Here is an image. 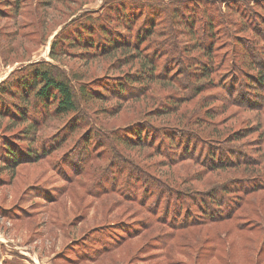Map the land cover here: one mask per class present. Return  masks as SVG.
Listing matches in <instances>:
<instances>
[{
  "label": "rangeland",
  "instance_id": "1",
  "mask_svg": "<svg viewBox=\"0 0 264 264\" xmlns=\"http://www.w3.org/2000/svg\"><path fill=\"white\" fill-rule=\"evenodd\" d=\"M103 1L0 0V86L8 88L10 84L15 95L12 98L0 97V114L4 115L0 117V151L2 143L9 141L20 154L19 159H25L24 155L33 154L35 148L31 147L30 141L37 140L36 154L41 152L39 147L44 142L47 147L43 152L48 153L42 158L39 154L40 157L34 160L20 161L13 172L4 168L0 161V264L10 260L15 250L23 252L26 260L22 264H41L37 257L46 264H264V189L241 195L231 186L232 193L226 198L232 207L237 203L234 215L217 222L208 221L210 215L203 208L206 203L195 204L198 200L194 196L192 199L183 198L182 201L191 199L187 206H174L176 217H173L169 211L176 204L175 197L168 200L166 196L163 201L153 204L151 194L144 193L155 181H164L175 185L174 190L185 189L192 195L196 192L207 194L225 181L232 185L251 170L226 168L206 173L198 164L177 156L174 157L177 160L170 163L167 159L171 158L164 154L166 150L162 141L154 143L150 137L145 140L148 147L122 144L123 134L128 135L130 128L143 123L158 134H161L159 131L168 134L171 129L178 131L184 128L198 130L210 140L227 142L237 139L240 144L254 147L259 135L264 138V116L224 105L217 96L221 89L216 86L219 81L215 79L214 84L203 87L200 93L183 98V89L175 79L177 66L174 60L178 56H161L156 48L159 46L141 45L139 58L131 45L124 50L117 48L101 53L96 46L91 49L82 45L90 39L83 40L82 44L72 39L74 36L87 37L74 32L78 33L83 19L98 18L104 6L106 10L112 8L114 3L109 5ZM200 1L162 0L170 2L179 13L188 11V21L193 19L189 13L192 9L186 4L193 6ZM211 1L218 4L226 20L233 22L232 25L229 23L233 34L237 33L249 41L255 39V30L259 32V46L264 45V27L258 25L260 21H246L249 25H244L249 28L240 31L249 14L245 15L238 5L230 8L236 4L235 0ZM250 1L252 3L253 0ZM113 6V9H118L117 5ZM254 9L258 10L256 14L259 17L264 18V11L257 7ZM135 12L139 17L143 11L135 8ZM120 18L123 20L114 17L110 22H101L102 29L110 25L108 28L112 27L117 36L122 32L126 34L123 27L126 28L129 22ZM177 21L174 18L170 22L169 15L165 13L156 21L154 35L149 40L162 41L166 34L159 31L162 27H169L178 39H184L185 32L178 31L182 28ZM141 22L138 18L126 37H118L119 41L134 43L135 33L143 26ZM197 23H194V30L200 28V23ZM89 32L95 33L91 35L93 38L97 37L96 30ZM65 38L72 43H61ZM234 43L235 40L231 41ZM239 49L237 46L236 51ZM141 52L157 60L160 69L155 78L158 76V79L140 81L137 74L144 56ZM190 55L198 56L200 53L197 50ZM33 65L53 67L73 84L85 85L83 89H88L95 97L91 102L80 105L82 112L89 117L88 122H80L76 114L58 115L49 104L36 108L35 115L28 109L27 123L13 116L16 111L14 105L20 103L17 99L19 94L26 98L25 92L15 84L25 74V68ZM164 66L166 71L169 70L167 76L163 73ZM170 69H175L174 73ZM209 78L213 80L214 76ZM128 79L136 94L129 96L127 91L125 94L129 99L124 101L119 94L111 96L112 92L108 90L113 89V82L124 84ZM192 79L187 78L186 81L185 78L183 82ZM140 82L143 84H138ZM20 104V108H24L25 105ZM30 122L38 130L35 135L31 134ZM88 123L92 124L89 126ZM88 131L90 143L85 144L81 137ZM182 136L185 138L186 135ZM106 145L114 151H108V147L103 149ZM49 146L53 148L51 152L48 151ZM181 147L184 149L183 145ZM81 148L87 150L92 160L83 172L73 178L65 174L66 167L62 164L67 160L74 163L71 152L77 150L76 158ZM109 152L116 157L113 165L107 160ZM201 163L204 164L202 160ZM7 167L11 169L12 166ZM98 168L104 169L103 173L109 177L104 181L98 180L101 183H96L95 187L102 189L95 195L88 192L87 187ZM111 177L115 178L113 182L109 180ZM118 179L120 182H116ZM152 191L154 193V189ZM141 197L146 198V203Z\"/></svg>",
  "mask_w": 264,
  "mask_h": 264
},
{
  "label": "trees",
  "instance_id": "2",
  "mask_svg": "<svg viewBox=\"0 0 264 264\" xmlns=\"http://www.w3.org/2000/svg\"><path fill=\"white\" fill-rule=\"evenodd\" d=\"M104 1L109 5L114 3L113 5H117L118 9H113L114 6L112 5V8L106 10V7L104 6L101 8L102 10H100L98 18L92 19L87 17L83 19L78 26V33L77 31L74 32H76V34H85L87 37L83 36L81 38V36H79L76 38L74 36L72 39L78 40L79 44H82L83 40L86 41L90 39L91 41L89 40L86 44L83 42L82 45L91 49L93 46H96V48H100L99 51H102L101 53L107 52L108 50H116L117 48L124 50L125 48H129L131 45L130 48H133L132 51L135 54H139V58L141 56L139 53L141 45L147 43L151 45L153 44V46H159L156 48L159 49L161 56H167V54H174L175 56H178L174 60L177 66V69L175 68V79L179 82V85L183 89L181 90L183 98L188 99L194 94L200 93L203 87L214 84L213 81L215 79L217 82L219 81L216 86L221 89L219 95L217 96L222 100L224 105L233 106L240 110L254 111L259 114V116H264V45L259 46V32H256L254 30L255 28L253 30L256 33V37L253 40L247 41L246 39L244 40L243 38L239 37L241 35L238 36L237 33L233 34L230 29V24L232 25L233 22L231 20H226V17L219 9L218 4H215L211 0H201L196 4L194 3L193 6H191L190 3L186 4L187 7H191L192 9V11H189L193 18L191 21H188L190 20L189 16H186L188 11L186 12L182 10V13H179L175 10L174 6H171L172 4L170 2L164 3L162 0H118V4H115L117 0ZM104 1L103 3H105ZM235 3L236 4L232 5L230 8H234L236 5H238L239 9L241 8L243 11H245V15L249 14L244 23H242V26H240V31L243 30L242 32H244L245 29L249 28L245 26L249 25V23L245 22L251 20L260 21L258 22V25L264 27V22H262L264 21V18L259 17L256 14L258 10L254 9L257 7L258 9L264 11V0H253L252 3L250 0H235ZM224 6H226V3H224ZM135 8L143 11L139 13V17L135 12ZM160 10L161 12L159 13ZM165 13L169 15L170 22H172L174 18L178 19L176 23H178L182 28L178 31L182 33L185 32L183 35L184 39H178L176 37L177 35L169 27L168 29L162 27L159 31L166 33L163 35V40L160 42H153L151 39L149 40L151 35H154L156 21L161 19L163 15L165 16ZM113 16L120 20H123L120 17L126 18L129 22V24H126V28L123 27L126 34L123 32V34H118L121 37H126V35L129 33L128 31L133 27L134 24H136L138 18L142 20L141 23H143V26H141L135 33L134 43H130L129 40H125V43L119 41V36L114 33L115 31L113 32L111 30L112 27L111 29L108 28L110 25L105 27V29H102V23H104L105 20L106 22H110V20L114 19ZM185 19L187 21L184 23L183 20ZM197 22L200 23V28L194 30ZM91 29H93V31L96 30L97 37L95 36V38H93L91 36L92 34H95L89 32ZM110 36L116 38L110 40ZM234 40L235 43L231 44V41L233 42ZM71 41L68 40V38H65L62 39L61 43H72ZM237 46L240 48L238 52L236 51ZM192 50H198L200 55L191 56L190 53H193ZM153 54L155 56L156 52ZM149 56V54H144V56L141 58L142 64L140 65L137 76L142 82L155 78V74L160 69V65L158 66L156 62L157 60L155 61L150 59ZM185 56L186 60L183 59ZM167 64L165 65L166 68ZM165 66L163 73L164 76H167L166 73L169 70L166 71ZM261 67H263V69H260ZM174 70L170 69V71H173V73ZM210 75L214 76L213 80L209 78ZM185 78L186 81L187 78L193 79L187 83H184L183 81ZM155 79H158V76ZM142 82L138 84H143ZM76 83L78 84L79 82L76 81ZM117 83L113 82V89L108 90L109 92H112L111 96L119 94V98L124 101V99H129L125 94L127 91L130 92L129 96H131V94H136V91H133L135 88L132 87L133 84L129 82V79L125 81L124 84ZM16 86L26 94V98H24V95L22 96L20 94L19 98H17L20 103L25 105L24 108H20V103L14 105L16 111L15 115L13 116H17V118H20L21 120L23 119L22 123H27L25 122V119L27 120L26 115L28 114V109H31V112L35 115L36 110H38L36 108L47 107L48 104L53 107V111L58 115L76 114L78 115L77 118L80 120V122L86 123V121H89V117H87L82 112L80 105H85V103L91 102L95 97H93L92 93L88 91V89H83L85 87L84 84H73V82H71L67 76H65L62 72H56L53 67L48 68L44 65H33L26 67L25 74H22L17 84H15V87ZM114 88H116V90ZM10 89V84L8 88L0 86V97L12 98L15 96L12 94L13 92H11ZM114 90L118 93H115ZM225 91L226 95L230 94V96H226ZM137 95H139L138 92ZM108 96L110 97V95H107V97ZM235 97L236 100L234 99ZM132 99L133 98L130 100ZM1 103L6 104L4 102ZM18 111L21 115L18 113ZM1 114L0 117L3 118L4 115ZM91 124L92 123H88L89 126ZM29 125L31 127L30 131H32L31 134L35 135L38 130L36 129L35 125L31 124V122L28 123V126ZM146 127V125L141 123L137 124L133 128H130L131 132H129L128 135L123 134L124 138L123 140L121 139L122 144L127 147H148L149 144H147L145 140L150 137L151 142L155 141L154 143H157V141H162L161 143L165 146L164 148L166 150L163 152L164 154L170 156L169 158L171 159H167V161H170V163L177 160V158H174L177 156L178 159L184 158L188 161L198 164L200 167L205 169L206 173L220 171L226 168H241L242 170H251V173L244 175V178L238 179V181L232 183V185L231 183L229 184L225 181L224 183H220V185L215 186L214 189L207 191V194L199 192L198 194L196 192L194 195H192V192H188L185 189L184 191L179 189L174 190L176 187L175 185L168 184L164 181H155V183H152L151 186L149 185V187L144 190V193L151 194L150 197L154 198L152 200L153 204H156V201H163V197L166 196L168 197V200H170L172 197H175L174 203L176 204H174L173 207H171V211H169L170 214L173 213V217H176V210L174 206L180 205L183 208L184 206L188 205L187 201H190L195 197L196 200H198L195 201V204L200 205L202 202L204 204L206 203L205 207L203 206V208H205L204 211L210 215L208 217V221H226L233 217L236 209L235 206L237 204L236 202L233 203L235 206L232 207V205H230L231 203L229 202V199L226 198L227 195L232 193V187H234L233 190L237 191L238 194L241 195H248V193H254L264 189V138H262L260 135L257 139V142L255 143V146L250 147L251 145L248 144H246L247 146L240 144L237 139L227 142H221L218 139L210 140L208 136L204 135L198 130L194 131L183 128L178 129V131H174V129H171L168 134L163 133L162 131H159L161 134H158L155 132V130H149V128ZM147 129L151 131V133ZM173 132L179 133L181 136H177L175 134L172 135ZM182 135H186L185 138ZM81 139L85 144L90 143L88 142L90 139V132L82 136ZM36 142L37 140L30 141L31 147H35L32 151L33 154L27 155L24 153L25 159H19L20 154L15 150L16 147L11 144L12 142L4 141L0 151V154H2L0 161H2L4 165L3 167L10 171L12 170L13 172L16 168V165H18L20 161L34 160L40 157L39 154L41 155L40 158H42V156L48 155V153L43 152V148L47 147L45 142L41 143V146L39 147L41 152L36 154L38 149V147L35 146ZM98 143H102V141H98ZM173 144L175 149L173 148V151H171L170 147H172ZM181 145L184 146V149L181 147ZM73 146L71 148H73ZM106 147H108V151H114L110 145L104 146L103 149L106 150ZM51 150H53V148L49 146L48 151L51 152ZM168 151L171 152L169 153ZM76 152L77 150L71 152V157L75 161L74 163L70 160H67V163L64 162L62 164L66 167L64 168L65 174L71 175L73 178L78 173L83 172L87 163L92 160L90 154H87V150L85 148H81L78 151L79 153L77 157L75 158ZM110 152L108 153L109 157L107 156V160L108 162L111 161V165H113V159L116 157L113 156L115 154L112 155ZM201 160L204 162V164L201 163ZM7 166L12 167L9 169ZM103 171L104 169L98 168L93 173L91 176V181H89V186L87 187L88 192L91 191L93 194L97 195L101 191L102 188L95 187V185L96 183L98 185V183H101V181H104L107 179V177H109V175L103 173ZM114 179L115 178L111 177L109 180L113 182ZM98 180L101 181L98 182ZM116 182H120V180L118 179ZM148 188L149 191L147 190ZM92 189L95 190L92 191ZM153 189L154 193L152 191ZM155 193H158V195ZM221 195H223L225 198H222ZM124 196L126 195L124 194ZM184 197H189L191 199L182 201ZM201 199L205 200L206 202L201 201ZM141 200L146 203V198L141 197ZM148 203L150 204L151 202ZM186 216L189 215L187 214ZM194 222L196 221H192V223ZM4 264L21 263L16 255L12 256L10 260H5Z\"/></svg>",
  "mask_w": 264,
  "mask_h": 264
},
{
  "label": "crops",
  "instance_id": "3",
  "mask_svg": "<svg viewBox=\"0 0 264 264\" xmlns=\"http://www.w3.org/2000/svg\"><path fill=\"white\" fill-rule=\"evenodd\" d=\"M14 252H15V254H14ZM14 252L12 253V256H16L17 255L18 259L20 260V263L22 264L23 260H26V258L23 255V252L17 251V250H15ZM28 252L30 253V251H28ZM37 259L41 262V264H46V263L42 262V260H40L38 257H37Z\"/></svg>",
  "mask_w": 264,
  "mask_h": 264
}]
</instances>
